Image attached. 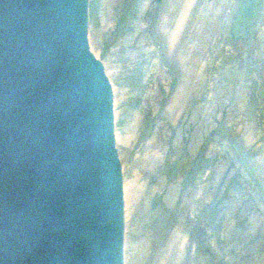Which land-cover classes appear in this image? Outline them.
I'll list each match as a JSON object with an SVG mask.
<instances>
[{"label": "rangeland", "instance_id": "374dc122", "mask_svg": "<svg viewBox=\"0 0 264 264\" xmlns=\"http://www.w3.org/2000/svg\"><path fill=\"white\" fill-rule=\"evenodd\" d=\"M238 1L89 0V47L113 91L124 264H264V2L239 41Z\"/></svg>", "mask_w": 264, "mask_h": 264}, {"label": "water", "instance_id": "95a60500", "mask_svg": "<svg viewBox=\"0 0 264 264\" xmlns=\"http://www.w3.org/2000/svg\"><path fill=\"white\" fill-rule=\"evenodd\" d=\"M263 2L238 1L232 38ZM88 7L0 0V264H124L113 91L89 47Z\"/></svg>", "mask_w": 264, "mask_h": 264}]
</instances>
